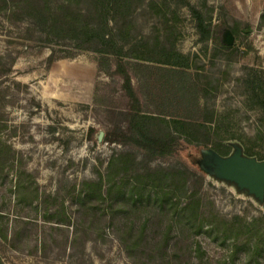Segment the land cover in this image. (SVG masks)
<instances>
[{"label":"rangeland","instance_id":"374dc122","mask_svg":"<svg viewBox=\"0 0 264 264\" xmlns=\"http://www.w3.org/2000/svg\"><path fill=\"white\" fill-rule=\"evenodd\" d=\"M101 1L0 0V264H264V204L199 164L236 146L264 161V0H131L112 17L142 111L181 144L156 157L105 140L131 100L88 36L108 30ZM188 3L232 44L201 40Z\"/></svg>","mask_w":264,"mask_h":264},{"label":"trees","instance_id":"16d2710c","mask_svg":"<svg viewBox=\"0 0 264 264\" xmlns=\"http://www.w3.org/2000/svg\"><path fill=\"white\" fill-rule=\"evenodd\" d=\"M4 2L7 3V0H4ZM130 2L131 0H102L101 3L106 7V13L109 15V17L107 16L105 19L106 28L108 30H100V26H94L88 34L89 39L95 42V49L99 53V68L104 69L105 61H107L108 57H113L116 71L121 75L123 80V88L131 100L130 109L122 112L124 120L126 121V126L118 127L116 132L117 136L113 137L112 135H106L105 140L109 142L118 141L120 143L134 144L145 149L151 157H156L179 148L181 144L175 137L159 135L153 131L154 129L151 127L150 122L153 121L154 117L142 111L138 95L132 84V78L129 73V64L131 63L127 59L128 53L126 51V46L119 40L116 32L117 28L113 22L116 20L112 18L115 13L124 11V9L130 5ZM187 5L194 19L195 28L200 39L203 41L211 39L220 42L226 47L221 41V26L219 24L212 25L208 23L203 13L198 8L190 3ZM262 19L264 20V13L262 14ZM176 54L180 57L179 53L176 52ZM169 64H171L172 67L166 69L175 73L174 78H177L174 80V88L176 87L179 90L183 99L187 98L190 96V93L189 90H187L188 81L184 79L182 66L177 64V62ZM132 66L134 69V66H139V63L134 62ZM110 67L111 66H108V69ZM90 131L93 132L94 129L91 128ZM192 210L194 211V208ZM121 239L123 246L127 247L123 238Z\"/></svg>","mask_w":264,"mask_h":264},{"label":"water","instance_id":"95a60500","mask_svg":"<svg viewBox=\"0 0 264 264\" xmlns=\"http://www.w3.org/2000/svg\"><path fill=\"white\" fill-rule=\"evenodd\" d=\"M222 43L229 46L233 42L231 30L225 28ZM103 131L98 132V140H102ZM203 159L199 164L203 170L217 181L232 186L240 193L252 197L259 204H264V161L243 154L236 146L226 157L218 155L212 149L202 150Z\"/></svg>","mask_w":264,"mask_h":264}]
</instances>
